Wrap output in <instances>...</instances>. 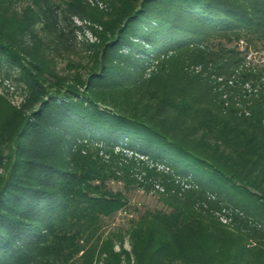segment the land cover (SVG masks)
I'll use <instances>...</instances> for the list:
<instances>
[{
  "label": "trees",
  "instance_id": "16d2710c",
  "mask_svg": "<svg viewBox=\"0 0 264 264\" xmlns=\"http://www.w3.org/2000/svg\"><path fill=\"white\" fill-rule=\"evenodd\" d=\"M74 9L75 0H0V55L29 91L0 135L9 149L0 264H264V70L241 64L230 45L264 43V0H141L128 14L105 13L98 21L114 36L93 46L98 71L84 94L79 71L60 78L46 63L62 53L50 44L51 25ZM137 54L153 58L147 78L137 76ZM190 65L207 68V80ZM97 143L167 170L145 168L156 181L140 182L129 173L133 159L105 160ZM153 184L164 188L162 208L130 220V251L115 252L125 234L104 236V220L128 208L131 189L149 193ZM226 207L229 226L213 214Z\"/></svg>",
  "mask_w": 264,
  "mask_h": 264
},
{
  "label": "rangeland",
  "instance_id": "374dc122",
  "mask_svg": "<svg viewBox=\"0 0 264 264\" xmlns=\"http://www.w3.org/2000/svg\"><path fill=\"white\" fill-rule=\"evenodd\" d=\"M141 0H75L76 9L72 10L70 14H65L59 16L56 19L55 25H51L54 30V34L51 38V46L55 50L62 52L59 55L51 54L47 57L48 62H46L49 67H53L54 71L57 72L60 78L74 75L76 72H80L82 75L81 84L76 86V89L84 94L87 92L88 84L87 77L91 71H98L97 69V58L96 55L94 59L90 60V55L92 54L93 46L99 45L104 41H109L114 35L103 33V25L98 20L102 15L107 12L116 11L118 8L124 6L126 8V14L133 12L139 5ZM107 20L104 18L102 21ZM55 21V20H54ZM53 26V27H52ZM105 36V37H104ZM29 38L24 37L22 42L26 44ZM132 42H140L137 39H131ZM29 44V43H28ZM239 52V57L241 64L245 66H250L251 68H260L261 71L264 70V43L257 42L256 44L247 43L243 40H239L233 44H230ZM39 47V44H37ZM70 50L69 53L63 54L65 49ZM150 47H147V50ZM119 52L125 54L127 52L126 48H120ZM149 52V51H148ZM89 56V57H88ZM150 56V55H149ZM145 56L137 54L135 59L139 60L140 69H138L137 76H142L144 78L149 77L150 73L155 71V63L152 59L149 61L144 60ZM143 59V60H142ZM189 72L197 74H202V78L207 80V68L201 65H190L187 67ZM213 79V77L211 78ZM25 79L22 72L14 64H12L4 56L0 55V135L2 131L6 132L4 127V121L9 118V125L13 127L15 125L14 112L15 110H20L22 105L26 102L29 96V91L25 85ZM93 82V81H92ZM91 84V83H90ZM95 84V83H93ZM94 86V85H91ZM220 88L215 87V92L220 94ZM87 95V94H85ZM225 98V96H223ZM11 117V118H10ZM4 139V137L0 138ZM82 142H97V140H91L90 138H81ZM97 147L101 150L99 151V156L105 160L109 159V154L112 152L116 156L119 162L126 163L125 158L133 159L134 164L130 166L129 173L131 177L140 179L141 177L148 178L149 181L155 183V179L148 175L145 170L147 168L149 171L161 172L167 170V165L165 161L159 159H153L150 156H142L136 151H128L124 149L121 145L109 149L102 147V143H97ZM8 146L2 143L0 146V176L4 175L3 165L7 163L8 159ZM182 180V179H180ZM109 187L113 190H121V183H110ZM163 187L160 185L153 184V189L146 193L142 188L135 187L126 193L128 200V208L126 210H121L116 213L113 217L104 220L103 232L104 236L109 232L122 231L125 234L123 243H114L113 250L115 252L121 249L130 251V244L126 231L129 227V222L135 219L140 214L147 210L161 209L162 206L158 201V193L163 192ZM216 200L214 193H207L206 201ZM203 201L201 207L208 208L207 202ZM229 209H232L230 207ZM227 209H222L221 211H215L213 214L218 220L229 226L231 222L232 211ZM234 212H238L234 210ZM82 252L79 254L81 255ZM97 262L95 259L94 263ZM97 264H104L103 261H98Z\"/></svg>",
  "mask_w": 264,
  "mask_h": 264
}]
</instances>
